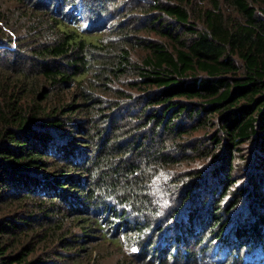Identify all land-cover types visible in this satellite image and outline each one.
Listing matches in <instances>:
<instances>
[{
    "label": "trees",
    "instance_id": "1",
    "mask_svg": "<svg viewBox=\"0 0 264 264\" xmlns=\"http://www.w3.org/2000/svg\"><path fill=\"white\" fill-rule=\"evenodd\" d=\"M12 1L29 4L39 19L25 37L4 34L0 27V264H54L51 258L59 253L42 248L53 242L46 241L50 225L61 217L83 223L82 234L88 225L100 228L112 220L109 227L116 234L115 219L122 214L118 234L133 232L137 224L129 228L125 215L105 203L106 196L144 204L150 180V168L142 169L145 162L179 164L187 152L180 149L179 159L163 148L202 130L205 139L192 144L190 153L208 160V177L196 172L191 185H185L181 197L191 199L190 209L176 230L184 227L190 236L200 226L198 231L205 232L198 235L217 236L220 245L230 244L234 236L239 243L235 256L241 244L244 248L257 240L264 246V0H207L208 5L131 0L128 5L135 3L139 11L129 8L123 19L116 16L122 8L116 0H83L95 12V21L85 19L86 12H78L72 0H50L49 5L46 0L31 5L29 0ZM108 11L116 16L108 20L116 21L111 30L119 33L116 59H109L112 47H104L96 35L101 13ZM3 18L0 3V22ZM143 31L162 39L137 35ZM132 43L144 51L139 62H132L125 47ZM96 64L105 69L92 71ZM107 69L114 75L134 74L128 84L141 95L131 106L115 105L117 111L103 120L109 130H103L95 116L82 120L76 115L101 107L88 93V74L103 79ZM124 118L133 124L121 126ZM137 126L150 129L152 139L165 134L163 144L168 145L150 154L148 135L142 136ZM245 178L250 185L234 193L237 180ZM238 197L248 200L249 219L226 232L221 216L238 207ZM225 199L230 202L223 207ZM143 229L139 231L145 233L147 227ZM182 233L172 244L163 233L159 246L145 241L135 257H147L152 250L158 260L151 263L169 264L165 256L172 249V263L179 258L185 264L187 254L202 242L195 236L180 255L178 243H190ZM54 242L64 250L73 247L68 241Z\"/></svg>",
    "mask_w": 264,
    "mask_h": 264
},
{
    "label": "rangeland",
    "instance_id": "2",
    "mask_svg": "<svg viewBox=\"0 0 264 264\" xmlns=\"http://www.w3.org/2000/svg\"><path fill=\"white\" fill-rule=\"evenodd\" d=\"M33 0H29L30 5L32 4ZM49 2L50 0H46ZM75 1L74 3L78 6V12H80V8H82L81 12L85 11V19L89 18L95 21L96 14L95 12L86 5V1L83 0H72ZM116 4L120 5L119 12H116V16L118 19L121 18L125 13L132 9V12L138 13L139 8H135L134 4L128 5V2L131 0H116ZM134 1V0H132ZM146 1V0H145ZM163 1V0H162ZM197 5H208L207 0H195ZM36 2V1H35ZM44 2V0H43ZM1 9L4 13V18L0 22L1 32L9 35H21L25 37L29 35L32 30L33 25L35 26L38 21V16L35 14V11H29L28 7L29 4H25L26 6L16 5L12 0H1ZM28 3V0H27ZM46 3H40V6L45 5ZM32 8V7H31ZM35 9V6L32 8ZM54 9V8H53ZM89 9V10H86ZM225 11L228 8H225ZM32 12V13H31ZM109 12V11H108ZM34 16V17H31ZM109 13H101V24H99V31L97 32V38L102 39L104 42V47L109 48L111 51V56L109 59L113 58L116 59L118 54V45L119 33H115L111 30V25L115 24V20L112 24H109L108 20L110 17H116ZM109 27V28H108ZM127 26H125L126 28ZM12 33H10L11 31ZM5 31V32H4ZM10 31V32H9ZM140 37H147L150 39L161 40L162 38L159 35H155L153 33L143 31L137 33ZM48 38L45 36L43 39ZM32 43V42H31ZM126 48L130 51V57L132 62L136 61L139 62L145 55L144 51L141 47L137 46L136 44L132 43L130 45H126ZM108 59V61H110ZM103 67L100 64H96L92 71L100 72L103 71ZM103 74L105 78L99 79L101 75H94L88 74V78L91 79L90 84L92 85V90L88 91V93H92L91 95L101 101V107L98 108L97 111L90 109V112L83 113L76 115L78 119H86L95 116L96 120L95 123H100L101 129H105L109 125L106 122L104 123L103 120H108V114H114L117 109L115 105L118 103H122L121 108L125 106H131V104H136L140 98V92L137 89H132L128 83L134 80V74H121L117 73V75L112 74L109 72V69L104 71ZM98 76V77H97ZM88 84V83H87ZM131 103V104H130ZM115 107V108H114ZM88 111V110H87ZM76 118V119H77ZM120 125H124L127 123V127L129 124H133L129 121L128 118H124ZM109 130V129H105ZM138 132H143L142 136L148 135V139L145 142L146 148H151L150 154L156 153L159 149L163 148V146L168 145V147L163 148L165 154H171L176 158L181 159L180 156V149L187 152L186 159L179 160L180 163L174 166L162 167L160 164L151 162L148 160L142 166V169L149 167L148 174H146L147 178L150 179L146 183H148V187L145 189V192L142 197V201L145 202L144 204H139L135 200L131 201L129 199L125 200L124 202L120 201V199L115 198L114 196H106L105 203L118 210L119 213H123L125 216V221L128 222L129 225H136L139 228H136L133 232L129 233L128 235H119L118 232L122 230V219L119 217L122 216L120 214L117 219V229L116 234L113 231V228L109 227L112 225L114 221L111 220V223L104 222L102 223L103 226L100 228H95L94 226H87L88 232L86 234H82L80 230V225L83 224L75 220L72 217H61L57 220L53 221L50 225V233L48 235V239L46 241H53V242H44L46 244L45 248H42V251L45 250L46 252H57L59 255L55 258H51L57 264H153L150 261L152 259L158 260V254H153L152 250L146 251L147 257L145 255H140L135 257L140 253V246L145 243V241H154L155 247L159 246L160 234H164V238L167 242L173 243V237H176V234H179L181 231L184 235V241H187L189 237L190 243H178V247L180 248L179 254L182 255L184 251L190 248V244L194 241L195 236L198 234H202L205 231H201L199 229L200 226H197V230L195 231L196 234H192L187 236L188 233L185 232V228H181L180 230H176L175 226L180 222H186L185 213L187 210L190 209L191 199L187 198L185 200L184 197L182 199V192L185 190V185H188L189 181L196 172H202L206 177H208V169L209 162L206 159L196 158L194 154L190 153L192 149V144H199L201 140L204 138V130L197 131L193 133L192 136L187 138H177L176 141L168 142V144H163V141L166 138V135L161 133L157 138L154 137L153 139L150 129L148 128H140L137 126ZM137 132V135H138ZM100 134V133H99ZM148 145V146H147ZM135 154H127L126 161L133 158ZM162 163V162H161ZM239 171V170H238ZM207 172V173H205ZM139 176L142 175L141 171L138 172ZM240 173V172H239ZM238 176V174H236ZM86 176H82L84 179ZM87 179V177H86ZM251 182H248L245 179H238L237 183L233 187V192L236 193L238 188L242 191L245 190L246 186H249ZM145 184V183H144ZM191 184L189 183V186ZM233 195H229L228 199L233 198ZM216 197V196H215ZM240 199L238 203V207L231 212L227 213L225 217H222L224 223V227H226V232L232 228V226L236 224H241L243 218L249 219L246 217L245 214L246 208L248 207V200L245 198L238 197ZM229 200H222L221 204L224 207L226 203H229ZM145 205V206H143ZM143 206V207H142ZM262 210H264L262 208ZM94 210H89V213L93 215ZM187 214V213H186ZM205 215V214H204ZM94 216V215H93ZM229 218H231L229 220ZM198 219V223L201 221L200 218ZM221 220V221H222ZM121 222V223H119ZM131 223V224H130ZM151 224V225H150ZM131 225V226H132ZM148 225V226H147ZM145 233H141L139 231H143L146 229ZM186 227V226H185ZM129 228H133L129 226ZM224 229V230H225ZM106 236V238H101L100 233ZM112 233V235H110ZM224 233V232H223ZM212 235L210 237V233H206L205 236L198 235L196 238L200 239L201 246H195L193 250L187 254V261L185 264H264V254H260L259 251L264 250V246H259L257 240L253 242H249L241 244L238 247L239 254L235 256L234 249L238 246L234 236L230 237V244L220 245L218 242L219 240L215 241V237ZM213 237V238H212ZM54 241H68L73 247L71 250H64L59 242ZM244 241V240H243ZM256 241V242H255ZM170 247V246H168ZM166 248V250L168 249ZM172 247V246H171ZM80 248H82L80 250ZM148 247L146 246V249ZM158 250V247H157ZM67 251V252H65ZM175 251L166 252V259L169 261V264H184L182 261L176 260L175 263H172L174 258L172 255ZM39 253H42L41 251ZM154 257H152L153 255ZM171 255V257H170ZM149 256V258H148ZM151 256V257H150ZM53 262V263H54ZM54 263V264H55ZM155 264V263H154Z\"/></svg>",
    "mask_w": 264,
    "mask_h": 264
}]
</instances>
